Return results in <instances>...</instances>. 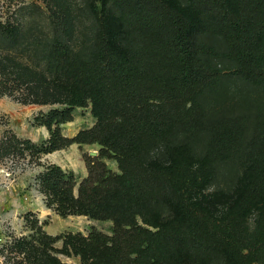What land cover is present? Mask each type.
I'll return each instance as SVG.
<instances>
[{"label": "trees", "instance_id": "16d2710c", "mask_svg": "<svg viewBox=\"0 0 264 264\" xmlns=\"http://www.w3.org/2000/svg\"><path fill=\"white\" fill-rule=\"evenodd\" d=\"M185 5L87 0L86 20L75 13L69 26L52 15L46 25L33 17L16 30L0 24L2 57L76 98L41 122L50 138L33 146L37 153L100 147L95 157L83 154L87 176L80 182L55 165L40 182L46 208L62 218L111 222L112 235L52 237L46 222L26 214L38 264H64L50 253L69 256L71 242L83 247L79 254L95 252L114 264H264V0ZM75 107H90L95 123L66 138L62 126L73 121ZM155 152L169 163H153ZM221 170L243 171L246 183L218 221L191 194ZM167 209L177 217L157 222ZM61 240L63 248H53Z\"/></svg>", "mask_w": 264, "mask_h": 264}, {"label": "rangeland", "instance_id": "374dc122", "mask_svg": "<svg viewBox=\"0 0 264 264\" xmlns=\"http://www.w3.org/2000/svg\"><path fill=\"white\" fill-rule=\"evenodd\" d=\"M87 1V0H85ZM84 0H0V24L18 26L24 20L33 17L43 25L47 17L67 19L69 26L73 15L85 21ZM174 6L183 7L185 0H168ZM39 8H27L29 6ZM82 8V12L81 9ZM33 9L34 13H30ZM52 15L53 17H51ZM69 34V30L67 33ZM118 29L114 24L112 37L118 40ZM240 86L239 83L236 84ZM246 87L242 86L243 93ZM263 94L264 89L259 90ZM252 94V92H251ZM47 77L33 69L10 62L0 55V264H38L37 255L29 244L36 246L33 231L25 224L24 217L31 214L40 223L46 222L44 232L52 237L62 235L86 238L93 230L105 236L112 235V223L94 221L87 217L70 216L62 218L45 206L40 175L51 165L60 167L64 172H73L77 182L87 176L83 154H97L99 146L72 145L52 154H38L35 147L45 144L50 138L48 130L41 126L49 112L65 110L74 106L76 98ZM233 102V101H232ZM95 123L90 107H75L73 121L62 126V135L74 137L79 131L90 129ZM54 128V126H52ZM170 161L167 154L155 152L152 162L166 165ZM110 170L118 173L114 161L104 160ZM198 163H196V168ZM245 175L239 171L230 175L221 170L204 182L191 194V201L198 208L208 212L218 221L226 219L245 186ZM74 193H77L75 188ZM257 209L247 215L249 227H252ZM177 217L167 209L157 219L165 224ZM74 243V244H73ZM68 244L69 256L51 252L50 254L64 264H114L110 259L97 253L80 251L75 242ZM26 245V246H24ZM75 246L76 249H73ZM53 248L61 250L62 240ZM24 249L28 251L25 252ZM24 253L25 255L21 254ZM184 264H191L189 262Z\"/></svg>", "mask_w": 264, "mask_h": 264}, {"label": "water", "instance_id": "95a60500", "mask_svg": "<svg viewBox=\"0 0 264 264\" xmlns=\"http://www.w3.org/2000/svg\"><path fill=\"white\" fill-rule=\"evenodd\" d=\"M89 155H90L91 157H95L97 154L94 153V152H91V153H89Z\"/></svg>", "mask_w": 264, "mask_h": 264}]
</instances>
